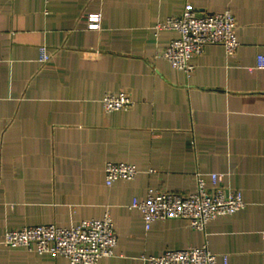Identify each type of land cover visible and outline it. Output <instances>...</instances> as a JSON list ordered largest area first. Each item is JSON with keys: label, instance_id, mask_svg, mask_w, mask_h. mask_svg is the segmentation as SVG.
Wrapping results in <instances>:
<instances>
[{"label": "crops", "instance_id": "obj_1", "mask_svg": "<svg viewBox=\"0 0 264 264\" xmlns=\"http://www.w3.org/2000/svg\"><path fill=\"white\" fill-rule=\"evenodd\" d=\"M186 0H0V264H69L4 243L8 229L112 216L116 252L97 264H152L144 256L202 246L219 264H264V0H191L230 9L240 45L209 44L188 75L158 53L178 33L157 29ZM101 13L99 28L89 15ZM50 54L41 61L40 49ZM132 104L108 112L107 92ZM109 160L136 165L106 183ZM213 172L245 207L209 221L146 227L132 207L150 189L191 193ZM225 257L227 263H225Z\"/></svg>", "mask_w": 264, "mask_h": 264}, {"label": "built area", "instance_id": "obj_2", "mask_svg": "<svg viewBox=\"0 0 264 264\" xmlns=\"http://www.w3.org/2000/svg\"><path fill=\"white\" fill-rule=\"evenodd\" d=\"M90 27L99 28L101 13L89 15ZM157 29H172L178 36L158 53L175 68L188 75L195 69L192 58L209 44H221L228 54L240 45L237 35V19L230 9L209 12L199 11L186 0L181 15L169 16L156 25ZM41 61L47 62L50 54L45 46L40 49ZM258 67L264 68V56H259ZM133 100L127 91L107 92L103 97L106 111L125 109ZM138 173L135 164L109 160L105 164L106 183L118 179H134ZM246 205L240 190L231 189L223 182V173L213 172L211 184L198 174L197 190L191 193L154 191L150 189L144 200L134 199L132 207L140 209L149 229L155 220L185 218L190 224L204 230L207 223L217 217L232 215ZM4 243L22 246L38 253L62 255L69 264H97L102 257L115 254L118 233L109 212L102 218L84 219L73 227H61L56 223L25 225L8 229ZM144 258L152 264H219L218 254L208 244L185 248L166 249L161 255ZM225 263L227 258L225 257Z\"/></svg>", "mask_w": 264, "mask_h": 264}]
</instances>
